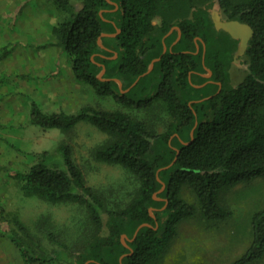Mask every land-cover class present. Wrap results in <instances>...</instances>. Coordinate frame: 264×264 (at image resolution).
Masks as SVG:
<instances>
[{
    "label": "trees",
    "instance_id": "16d2710c",
    "mask_svg": "<svg viewBox=\"0 0 264 264\" xmlns=\"http://www.w3.org/2000/svg\"><path fill=\"white\" fill-rule=\"evenodd\" d=\"M52 1L64 17L51 32L70 57L75 80L121 107L152 113L139 117L121 107L91 105L73 113L48 112L31 102L29 121L43 129L68 132L84 120L104 132L92 157L120 165L132 181L116 196L104 195L86 184L67 144L60 145L62 167L44 161L47 151L36 152L26 170L13 173L21 189L50 203L83 205L87 217L70 246L56 240L50 217L38 218L45 236L58 246L52 256L28 238L16 215L10 238L27 262L64 260L65 252L71 264H153L179 222L196 212L211 220L225 218L230 212L221 205L220 192L264 177V0H217L225 19L248 23L253 30L244 51L247 71L236 85L230 67L239 40L215 27L212 2L192 1L175 14L173 0ZM172 26L179 28V37L174 28L163 38ZM154 58L152 69L141 75ZM184 185L194 192L196 204L181 196ZM141 223L148 225L133 237ZM251 227L250 245L229 264L263 257L264 209L252 215Z\"/></svg>",
    "mask_w": 264,
    "mask_h": 264
},
{
    "label": "rangeland",
    "instance_id": "374dc122",
    "mask_svg": "<svg viewBox=\"0 0 264 264\" xmlns=\"http://www.w3.org/2000/svg\"><path fill=\"white\" fill-rule=\"evenodd\" d=\"M192 1L199 5V0H173L172 12L185 11ZM208 2H212L210 13L224 20L217 0ZM74 6L78 9L80 3L74 1ZM63 17L52 0H0V264H71L65 252L60 255L64 260L25 261L10 238L12 215L27 227L28 238L38 241L51 256V250L58 246L45 236L44 226L36 223L38 218L50 217L56 240L70 246L79 234L78 224L87 217L85 207L78 203H50L25 194L13 173L26 170L36 159L34 153L47 151L44 161L62 167L60 145L67 144L86 184L104 195L116 196L132 181L120 165L92 157L91 149L106 134L89 122L78 121L70 131L63 132L57 128L43 129L29 121L31 102L43 111L66 113L86 105L100 109L121 107L111 96H98L91 86L75 80L70 57L51 32ZM159 20L157 17L154 21ZM246 71V57L242 53L230 67L231 83L236 85ZM121 109L139 117L152 113L148 109ZM180 194L186 201L197 203L187 185ZM220 203L230 212L225 218L211 220L196 212L182 220L176 235L153 264H229L244 253L252 239L251 217L264 209V177L224 188ZM249 264H264V255Z\"/></svg>",
    "mask_w": 264,
    "mask_h": 264
},
{
    "label": "water",
    "instance_id": "95a60500",
    "mask_svg": "<svg viewBox=\"0 0 264 264\" xmlns=\"http://www.w3.org/2000/svg\"><path fill=\"white\" fill-rule=\"evenodd\" d=\"M114 4H115V3H114ZM116 6H117V5L115 4V7H116ZM211 16H212V19H213L214 25H215V27H216L217 29H223V30H225L226 32H228V33L231 35V37L236 38V39L239 40L238 45H237V49H236V51H235V53H234V59H235L239 54L244 53L245 48H246V45H247V42H248V40H249V38L251 37L252 32H253L252 27H251L248 23L241 22V21H239V20H234V19H231V20H228V19L221 20V19L219 18L218 15H216V14L214 15V14H212V13H211ZM173 28H176V29H177V31H178V37H179V35H180V30H179L178 27L174 26V27H172V28L169 29V31L163 36V38H165V36H166L168 33H170V32L172 31ZM106 34H107V33H102L101 36H102V35H106ZM114 34H115V33H112V34H110V35H114ZM178 37H177V38H178ZM97 42H98V44H99L100 46H102V44H101V40H100V37L97 39ZM196 48L198 49V46H197V45H196ZM165 49H166V47L163 46V51H164ZM157 59H158V58H154V59H152L151 62L149 63V65H148L146 71L143 72L141 75H144V74L148 73V72L152 69L153 64H154V61L157 60ZM234 59H233V61H234ZM103 72H104V68H102V70H101V71L99 72V74L97 75L98 78H101V75H102ZM204 75H205V76H209V75H210V71L208 70V73H207V74H204ZM139 77H140V76H139ZM139 77L136 78V80L130 85V87L133 86V85L137 82V80H138ZM116 81L118 82L119 87H120V86H121V82H120L118 79H116ZM203 84H204V83H202V84H200V85H195V86H201V85H203ZM127 89H129V87H128ZM127 89H125V90H123V91H126ZM191 134H192V132H191ZM174 160H175V158L173 159V161H174ZM167 166H168V165H166L165 167H167ZM163 188H164V184L162 183V186H161V188H160L158 191H161ZM154 197L156 198L155 194H154ZM150 214L152 215V213H150ZM144 225H148V223H141L140 225L137 226V228H136L135 231H134L133 237H135V235H136L137 231L139 230V228L142 227V226H144ZM126 239H127L126 235L123 234V235L121 236V241H122V243H123L124 245H126ZM122 256H123V255H122ZM122 256H121V257H122ZM86 263H87V262H86ZM86 263H85V264H86Z\"/></svg>",
    "mask_w": 264,
    "mask_h": 264
},
{
    "label": "flooded vegetation",
    "instance_id": "af4514ba",
    "mask_svg": "<svg viewBox=\"0 0 264 264\" xmlns=\"http://www.w3.org/2000/svg\"><path fill=\"white\" fill-rule=\"evenodd\" d=\"M172 27H174V26H172ZM172 27H171V28H172ZM173 29H174V28H173ZM173 29H172V30H173ZM175 29H176V28H175ZM164 51H165V50H164Z\"/></svg>",
    "mask_w": 264,
    "mask_h": 264
}]
</instances>
